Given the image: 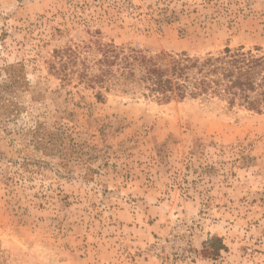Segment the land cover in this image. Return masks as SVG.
<instances>
[{"label":"rangeland","instance_id":"obj_1","mask_svg":"<svg viewBox=\"0 0 264 264\" xmlns=\"http://www.w3.org/2000/svg\"><path fill=\"white\" fill-rule=\"evenodd\" d=\"M107 45L264 57V0H0V264H264V112L53 69Z\"/></svg>","mask_w":264,"mask_h":264},{"label":"trees","instance_id":"obj_2","mask_svg":"<svg viewBox=\"0 0 264 264\" xmlns=\"http://www.w3.org/2000/svg\"><path fill=\"white\" fill-rule=\"evenodd\" d=\"M104 48V55L95 62L87 57L88 47L66 48L57 53L53 69L63 81L77 76L81 84L93 89L110 90L123 81L136 80L145 83L159 101L217 98L230 107L264 112V57L252 50L226 48L218 55L193 58L187 54L147 57L131 48Z\"/></svg>","mask_w":264,"mask_h":264}]
</instances>
